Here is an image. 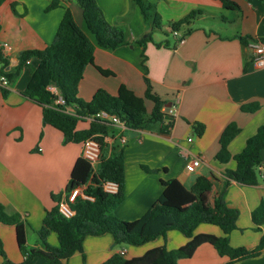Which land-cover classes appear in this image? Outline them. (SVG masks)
Segmentation results:
<instances>
[{"label": "crops", "instance_id": "crops-1", "mask_svg": "<svg viewBox=\"0 0 264 264\" xmlns=\"http://www.w3.org/2000/svg\"><path fill=\"white\" fill-rule=\"evenodd\" d=\"M149 1L156 4L161 18L168 22L169 36L156 35V40L151 33L153 41L141 45L137 40L147 37L149 30L139 6L133 2L131 6V0H97L106 19L126 29L130 41L116 49H107L97 44L77 0H61L60 7L50 10L47 7L51 0H5L0 7V53L8 59L4 69L14 71L21 52L46 48L55 37L65 9L70 8L96 45L95 64L113 72L105 76L95 66H88L79 85V97L90 101L100 88L116 95L122 84L144 96L146 74L154 91L171 102L170 109L166 106L174 120L169 133L127 126L119 130L113 125V132L105 136L110 147H123L125 155V199L115 210L116 216L128 221L141 218L162 194V180L178 179L191 190L203 176L212 184L210 206L224 193L228 205L240 211L237 229L230 235L231 244L254 249L264 234V226L255 230L252 220L253 210L264 201V151L257 185H242L229 179L225 171L236 168L233 157L264 124V66L254 62V41L243 44L239 38L264 37V0H232L239 4V10L227 9L218 0ZM130 11L132 17L127 22L123 18ZM193 11L201 14L182 27L180 32L186 36V42L178 45L171 24ZM38 63L37 58L30 61L34 66ZM2 68L0 62V75ZM30 79L29 69L24 68L10 83L8 93H0V204L8 213L22 215L29 224L27 246L40 248L36 231L42 227L46 211L56 204L53 197L66 193L72 171L81 157L82 142L65 143L60 130L44 123L43 107L23 93ZM149 102L146 105L151 111L153 103ZM251 103H258L259 109L242 110L243 105ZM232 122L241 130L228 145L233 157L222 164L216 159L221 148L220 137ZM90 123L80 120L78 126L87 128ZM196 123L204 125L201 136L194 133ZM120 134L126 138L125 144L121 143ZM190 137L192 141L188 140ZM194 156L201 159V164L189 172L186 164ZM143 165L157 171L147 172ZM201 233L222 235L217 225L209 223L197 227L195 234ZM0 238L8 258L13 263L22 262L24 256L15 227L0 223ZM188 240L178 230L168 231L166 236L140 246L117 245L110 234L89 236L84 241L83 253H76L59 264H101L121 251L122 256L132 259L156 247L177 249ZM48 242L57 246V235L51 233ZM227 263L228 257L221 256L210 244L201 245L192 258L179 260V264ZM0 264H6L1 255ZM34 264H44V260L38 259ZM232 264H264V249L257 257Z\"/></svg>", "mask_w": 264, "mask_h": 264}, {"label": "trees", "instance_id": "trees-1", "mask_svg": "<svg viewBox=\"0 0 264 264\" xmlns=\"http://www.w3.org/2000/svg\"><path fill=\"white\" fill-rule=\"evenodd\" d=\"M131 1L141 9L145 23L161 28V16L155 3L148 0ZM218 1L227 9H240L235 1ZM4 2L5 0H0V7ZM77 2L81 6L85 23L99 46L116 49L130 43L126 29L113 25L106 19L97 0H77ZM60 5L61 0H52L47 10ZM12 6L14 9V4ZM199 14H201L199 11L191 12L185 18L171 24L170 29L181 31L184 25H188ZM239 38L243 44H248L249 40L264 42V37L239 36ZM149 41H153L150 31L147 37L137 40L141 45H146ZM156 45L160 46L161 43H156ZM95 47V43L76 21L73 11L66 8L53 41L42 50L21 52L14 71L4 69L8 65V59L0 53V62L3 63L1 74L6 75L10 82H13L24 68L29 69L31 79L23 93L43 107L44 123L60 130L64 134L65 143H81L93 137L100 142L102 148L101 163L96 172L84 158L78 159L66 191L87 185L85 193L93 196L94 200L78 197L73 205L75 215L66 218L58 208L61 196H54L56 204L46 211L42 227L36 231L41 244L40 248L27 246L29 224L22 215L8 213L5 206L0 204V223L15 227L17 242L24 256L22 262L13 263L8 258L0 238V255L4 262L6 264H34L38 259H43L44 264H59L68 261L76 253H83L84 241L89 236L110 234L117 245L140 246L157 237L166 236L171 230L184 233L189 239L188 242L173 250L167 249L166 246L156 247L147 251L143 256L132 259L115 254L101 264H179L181 259L192 258L203 244L212 245L221 256L228 257L227 264L259 256L264 249V234L254 249L234 247L231 244L230 235L237 229L240 211L228 205L224 193L217 198L214 206H210L208 199L212 184L203 176L197 179L191 190H188L178 179L162 180V194L141 218L128 221L116 216L115 210L125 199L124 148L119 145L110 147L105 141V136L113 132L112 123L95 120L87 128H79L78 123L82 120L81 117L105 110L118 116L129 128L159 134L169 133L174 120L166 111L168 102L154 91L150 78L146 74L144 76L146 83L144 96H138L122 84L116 95L100 88L90 101L79 97V85L88 66H95L105 76L113 75L112 71L95 64ZM143 56L146 59V56ZM32 58L39 60L38 65L34 66L28 62ZM51 86L57 88L58 94L50 89ZM7 93L8 90L3 91V95ZM60 96L64 99L65 105L57 102ZM147 100L153 103L151 111L147 108ZM66 105L73 107L77 115L63 111ZM259 107L258 103H251L243 105L242 110L255 112ZM193 128L197 136H201L204 132L202 123L194 124ZM240 130V127L232 122L222 132L221 148L216 155L220 163L226 164L233 157L228 150V145ZM263 151L264 124L247 140L244 149L233 157L237 163L236 168L226 170L225 175L242 185H257L260 177L259 166L263 162ZM143 168L147 172L157 171L145 165ZM105 182L116 183L117 191L106 192L102 186ZM228 183L229 181L226 184ZM252 220L255 230H261L264 226V201L253 210ZM203 223L217 225L222 235L195 234L197 227ZM51 233L57 235V246L48 242Z\"/></svg>", "mask_w": 264, "mask_h": 264}, {"label": "built area", "instance_id": "built-area-1", "mask_svg": "<svg viewBox=\"0 0 264 264\" xmlns=\"http://www.w3.org/2000/svg\"><path fill=\"white\" fill-rule=\"evenodd\" d=\"M171 33L177 37L178 45H183L186 42V36L183 35L180 31L171 30ZM5 47L8 50L11 49L10 46H5ZM252 48H253L254 62L258 66L263 67L264 66V42L262 41L253 42ZM10 83L11 82L8 79V77L6 75L1 74L0 75V93H2L5 90H8L10 87ZM50 89L54 93L58 94V91H56L55 88H53V86H51ZM57 102L62 105H65V101L61 96L57 99ZM63 111L71 115H77L75 109L71 106L66 105V107L63 108ZM81 118L82 120H86L88 122H93L95 120L106 121V122L112 123L113 125H116L119 128V130L124 129L126 127V125L120 120L118 116L110 114L109 112L105 110H101L95 114L83 116ZM192 139H193L192 137L188 138L189 141H192ZM120 140L122 144H125L127 142L126 138L121 134H120ZM101 155H102V148L98 140L91 137L82 142L81 157L91 164L95 172L97 171L101 163ZM200 164H201V159L199 157L194 156V157L188 158L186 168L189 172H194ZM86 186L87 185L75 187L69 192H66L61 197V199L58 202V208H59V212L63 216H65L66 218H71L75 215L76 211L73 208V205L78 199V197H81L87 200H94L93 196L85 193ZM102 186L106 192L114 193L117 191V184L114 182H105ZM120 254L123 255L124 252L121 251Z\"/></svg>", "mask_w": 264, "mask_h": 264}, {"label": "rangeland", "instance_id": "rangeland-1", "mask_svg": "<svg viewBox=\"0 0 264 264\" xmlns=\"http://www.w3.org/2000/svg\"><path fill=\"white\" fill-rule=\"evenodd\" d=\"M52 1V0H51ZM149 1V0H148ZM151 2V1H150ZM80 5V4H79ZM131 6H134V4L131 1ZM60 7V6H59ZM63 7H66L65 5H63ZM57 8V7H56ZM14 10V9H13ZM15 11V10H14ZM16 13V12H15ZM128 16L124 17L123 19L126 20L127 22L131 20L132 17V13L131 11L127 14ZM161 21V28H158L156 26L153 25H149L147 23H145V25L147 26V29L153 34L154 38L157 37L156 35L160 36V37H165L166 35V24L168 22L163 21V18H160ZM145 22V21H144ZM169 36V35H168ZM156 39V38H155ZM157 40V39H156ZM147 104H149L150 102L147 100L146 101Z\"/></svg>", "mask_w": 264, "mask_h": 264}, {"label": "water", "instance_id": "water-1", "mask_svg": "<svg viewBox=\"0 0 264 264\" xmlns=\"http://www.w3.org/2000/svg\"><path fill=\"white\" fill-rule=\"evenodd\" d=\"M166 106H167V108H170V107H171V102H168V103L166 104Z\"/></svg>", "mask_w": 264, "mask_h": 264}]
</instances>
